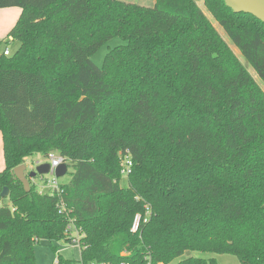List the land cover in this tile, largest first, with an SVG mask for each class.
I'll return each instance as SVG.
<instances>
[{
    "label": "trees",
    "instance_id": "obj_1",
    "mask_svg": "<svg viewBox=\"0 0 264 264\" xmlns=\"http://www.w3.org/2000/svg\"><path fill=\"white\" fill-rule=\"evenodd\" d=\"M5 8L21 13L6 37L17 51L0 54V264H36L34 245L69 243L70 219L82 264H215L194 252L264 264V23L223 0ZM113 38L125 45L96 67L91 55ZM52 153L70 181L59 195L33 180L25 192L13 170Z\"/></svg>",
    "mask_w": 264,
    "mask_h": 264
},
{
    "label": "rangeland",
    "instance_id": "obj_2",
    "mask_svg": "<svg viewBox=\"0 0 264 264\" xmlns=\"http://www.w3.org/2000/svg\"><path fill=\"white\" fill-rule=\"evenodd\" d=\"M125 2H131L133 4L143 6V7H151L152 2L154 0H121ZM199 6L203 9L202 3L198 2ZM21 10L19 8H5L0 9V54H2L3 50L7 48L11 54L17 51L19 47V43L12 39H6L10 29L13 27L15 22L17 21ZM208 17L212 20V18L208 15ZM214 27L221 34V36L228 42L234 54L239 58L248 72L255 78L256 82L259 83L257 76L254 74L253 70L247 65V63L242 59L237 49H235L228 41L223 31L217 26V24L212 20ZM6 41V42H5ZM125 42L119 38H113L102 45L93 55H91V62L98 68H101L104 63L105 56L107 53L119 46H124ZM263 91L264 88L262 87ZM55 156H58L57 153H52ZM45 157L42 155H34L28 159H26L24 165L26 167L25 175H28L35 167L36 163L45 162ZM5 166L4 157H3V149H2V139L0 134V172L3 171ZM73 173V168L68 167L67 174L63 177L57 178V182L60 185L67 184ZM45 179L51 180L52 177L49 175L44 176ZM36 188L43 187L44 181L35 178L34 180ZM127 177L121 175L120 185H126ZM50 246L56 247V251H53ZM198 256L204 258L206 260H214L215 264H241L235 256L232 255H219V254H211V253H199L194 252L191 256ZM58 256L60 257V264H82L80 249L78 246L74 244L67 243L65 241L48 243L41 241L40 243L34 245V258L36 264H58ZM178 261V260H177ZM176 261V262H177ZM174 262V263H176ZM173 263V264H174Z\"/></svg>",
    "mask_w": 264,
    "mask_h": 264
},
{
    "label": "built area",
    "instance_id": "obj_3",
    "mask_svg": "<svg viewBox=\"0 0 264 264\" xmlns=\"http://www.w3.org/2000/svg\"><path fill=\"white\" fill-rule=\"evenodd\" d=\"M2 54L4 56H9L10 55V51L7 48H5L3 50V52H2ZM43 163H49L50 164V171H49V173L47 175L51 176L52 179L51 180L45 179L44 176L43 177H38L39 180L44 181V185H43V187H40L37 190H38L39 193H48L50 195H54V194L59 195L60 194V184H58L57 178H55V169L59 165L65 164L64 159L59 157V156H55L53 154H49L47 156V158L45 159V162H43ZM43 163H36V166H38L40 164H43ZM131 165H132V163H131L130 158L128 156H122L120 158V167H121L120 175H124V176L128 177V175L130 173ZM34 180L35 179H33V181ZM34 184H35V182H34ZM59 205H60V207L62 209L64 208V206L61 203ZM149 213L150 212H149V210L147 208L144 217H142L139 214H137L134 217L132 225H131V229H130V231L132 233L137 232L139 230V228H140V225L142 223H147V221L149 219V215H150ZM65 233L67 234V236L69 238V243L78 246L79 249H80L81 232L77 228H75L74 220L70 219L69 225L66 228ZM89 264H94V263H89ZM119 264H126V263L121 262Z\"/></svg>",
    "mask_w": 264,
    "mask_h": 264
},
{
    "label": "water",
    "instance_id": "obj_4",
    "mask_svg": "<svg viewBox=\"0 0 264 264\" xmlns=\"http://www.w3.org/2000/svg\"><path fill=\"white\" fill-rule=\"evenodd\" d=\"M224 5L235 14L251 15L258 21L264 23V0H223ZM26 167L21 165L13 170V175L19 181L25 190L29 192V181L37 177L46 176L50 171V164L43 163L36 166L28 175H25ZM68 167L66 164H61L55 169V178L63 177L67 174ZM8 195L7 189L3 190L1 197Z\"/></svg>",
    "mask_w": 264,
    "mask_h": 264
},
{
    "label": "crops",
    "instance_id": "obj_5",
    "mask_svg": "<svg viewBox=\"0 0 264 264\" xmlns=\"http://www.w3.org/2000/svg\"><path fill=\"white\" fill-rule=\"evenodd\" d=\"M18 9V8H17ZM20 10V9H19ZM19 13H21V12H19Z\"/></svg>",
    "mask_w": 264,
    "mask_h": 264
}]
</instances>
